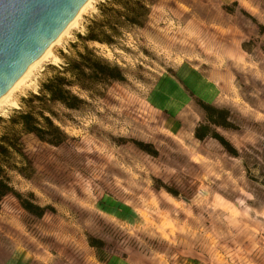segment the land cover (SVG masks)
<instances>
[{
    "label": "rangeland",
    "instance_id": "obj_1",
    "mask_svg": "<svg viewBox=\"0 0 264 264\" xmlns=\"http://www.w3.org/2000/svg\"><path fill=\"white\" fill-rule=\"evenodd\" d=\"M106 1L0 109V138H20L33 165L13 186L49 208L3 200L0 264H264V0H155L114 47L82 41ZM86 47L126 81L74 88L77 111L32 100ZM200 101L231 112L237 129L218 132L246 160L195 138ZM49 110L59 147L11 122Z\"/></svg>",
    "mask_w": 264,
    "mask_h": 264
},
{
    "label": "trees",
    "instance_id": "obj_2",
    "mask_svg": "<svg viewBox=\"0 0 264 264\" xmlns=\"http://www.w3.org/2000/svg\"><path fill=\"white\" fill-rule=\"evenodd\" d=\"M154 1L107 0L100 7L101 19L94 21L88 27L87 34L80 36V39L114 47L125 29L142 26L143 21L149 16L150 5ZM58 72L42 85L40 94L33 95L32 100L60 104L68 110L77 111L85 104V100L72 91L74 88H78L80 92L89 93L92 85L108 86L126 81V75L118 65L100 58L95 51L87 47L83 53L78 54L76 59L68 60ZM199 103L205 113V119L196 128L195 138L199 141L214 139L232 157L246 160V157L242 156L241 152L218 132L219 129H237L232 121L231 112L204 101ZM49 113L51 115L47 116L43 111L37 116L32 112L18 111L11 122L14 126L22 127L26 134L36 136L41 142L59 147L66 143L68 136L55 124L54 112L49 110ZM135 143L140 150L153 156L158 155L152 145ZM244 167L249 171L247 161L244 162ZM28 168L32 169L33 165L25 153L21 139L9 136L0 138V209L3 200L13 196L28 214L40 219L46 215L49 208L37 204L33 194L26 196L17 192L10 176V172H17L27 177Z\"/></svg>",
    "mask_w": 264,
    "mask_h": 264
},
{
    "label": "water",
    "instance_id": "obj_3",
    "mask_svg": "<svg viewBox=\"0 0 264 264\" xmlns=\"http://www.w3.org/2000/svg\"><path fill=\"white\" fill-rule=\"evenodd\" d=\"M89 0H0V99Z\"/></svg>",
    "mask_w": 264,
    "mask_h": 264
},
{
    "label": "bare ground",
    "instance_id": "obj_4",
    "mask_svg": "<svg viewBox=\"0 0 264 264\" xmlns=\"http://www.w3.org/2000/svg\"><path fill=\"white\" fill-rule=\"evenodd\" d=\"M96 0H89L84 7L80 10L76 18L71 22V24L66 28V30L60 35V37L48 48V50L43 54V56L38 59L32 66L25 72V74L19 79V81L0 99V109L10 103L14 94L25 85L31 78L33 73L46 61L54 57V49L60 45L62 40L70 34V32L79 24L82 17L87 13V11L93 6Z\"/></svg>",
    "mask_w": 264,
    "mask_h": 264
}]
</instances>
